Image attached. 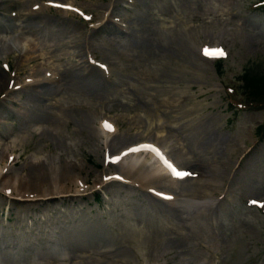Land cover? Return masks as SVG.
Listing matches in <instances>:
<instances>
[{"label": "rangeland", "instance_id": "1", "mask_svg": "<svg viewBox=\"0 0 264 264\" xmlns=\"http://www.w3.org/2000/svg\"><path fill=\"white\" fill-rule=\"evenodd\" d=\"M47 1L0 3L2 12L9 10L0 12L1 20L14 25L13 34L0 31L1 45L11 50L0 57L6 81L19 53H29L23 62L28 73L16 77L14 87L34 74L38 81L27 87L51 85L58 102L47 109L50 101H39L47 111L38 114L45 117L28 120L16 116L21 108L11 97L20 102L19 93L2 95L0 146L14 143L19 150L13 158L46 159L52 168L76 160L77 175L90 180L87 191L101 187V172H129L127 164L103 163L107 146L115 154L140 140L155 141L179 172H188L146 186L113 181L68 206L36 203V221L45 223L42 213L57 223L62 210L75 212L80 205L85 214L109 221V234L127 246L133 264H264V97L248 96L240 79L246 71L264 76V0H57L72 9H43L42 21L26 23L41 29L19 42L23 19L17 12ZM13 51L19 53L11 56ZM198 52L210 55L206 65L194 58ZM90 65L101 69L100 76ZM53 69H60L61 83L42 80L54 77ZM80 72L82 88L72 82ZM101 121L115 123V131L104 134ZM165 192L171 197L163 198ZM0 210L9 214V205L0 203ZM32 247L7 253L0 243V264H43Z\"/></svg>", "mask_w": 264, "mask_h": 264}, {"label": "bare ground", "instance_id": "2", "mask_svg": "<svg viewBox=\"0 0 264 264\" xmlns=\"http://www.w3.org/2000/svg\"><path fill=\"white\" fill-rule=\"evenodd\" d=\"M15 1L21 3L24 0ZM8 2L14 4V0H0V3L7 4ZM58 2H60V4H57V0H50L47 1L44 6L38 7L35 5L34 7L32 6L33 8L21 9L17 12V15L23 19L19 24V27L22 29V33H20L18 39L19 42L26 41L27 33L36 35L34 32L41 29V27L28 28L26 23L32 19L35 21V18H41L42 21L43 9L63 10L66 12L72 9L70 7L71 5H68L72 3ZM52 3L56 4L53 5ZM7 11L2 12L0 10V12L4 14ZM10 17L9 21L12 22L16 16L11 13ZM0 23V31H2V33L13 34L14 25L12 23L3 22L1 18ZM54 24L57 26L58 23ZM43 25L54 27V25L49 24L47 20L43 22ZM2 41L3 40H0V57L3 54L8 55L11 52L7 47L4 48L3 45H1ZM57 46L58 44H54L50 47L54 49ZM162 51L168 54L170 49H164ZM14 53L17 54L19 51H13L11 56ZM19 54L17 58V70L9 73L10 80L6 81V72L3 70L5 64L0 62V88L6 89L7 92L5 94L1 92L0 98L2 95L5 98L15 96L14 93L17 92L22 96V98H19L20 102L14 100V97H11L13 103L19 105L21 108L16 116L28 120L42 119L45 115L38 113H44L47 110L38 108L39 101H50L46 104L47 109H51V107H54L58 102L54 103L53 100H55V98L50 95L52 91L51 85H45L42 91H40V89H35L36 87L31 89L27 87V85H34L36 81H38L34 74H28V76L21 79L20 87H14L15 84H17L14 79L28 73L23 63L25 61L24 58H27L26 60L28 61L31 59V56L28 57V55H30L29 53ZM194 58L201 65H206V62L209 60V57L203 52L201 54L198 52V54H195ZM78 60L82 63L80 57ZM6 64L10 69L8 60ZM90 66H92V69H96L100 76L99 72L101 73V69L93 65ZM100 67L106 68V65ZM53 70L55 74L54 77H46L47 75L44 74L42 80L51 79L55 81L54 84L61 83V76L59 75L60 69ZM45 73L49 74L48 72ZM66 73L67 71H64L62 76ZM80 74L81 76H79L77 80L72 79V82L77 83L78 81L82 83V85H80L82 88L86 86V82L83 83V72H80ZM86 76L87 74L84 73L85 80H87ZM25 93H27L28 98L23 96ZM48 96L50 97L48 98ZM1 106H3V104L0 103V107ZM2 114L3 109L0 108V115ZM102 121L100 126L101 131L106 135L112 134L116 129V124L111 121L109 124L105 125ZM97 130L91 132L94 138L96 137L95 134L99 131ZM147 142L148 141L140 140L131 143L121 147L115 154H111V150L110 148L107 149V146L104 151V156L102 157L103 163L107 164V162H109L108 164H110V162H115L119 165L122 163L127 164L129 172L126 173V175H124L123 172H112L109 174L101 172V187H96L90 191H87V187L85 186L90 183L89 178H83L81 175H77L78 164L75 162L76 160L61 162L58 168H52L48 166L49 162L46 159L28 162L27 160H21V155L13 158L12 153H16L19 150L18 146L14 143L5 145V147L0 146V157L2 158L0 162V203L3 205L7 204L10 208V212L7 215H5L3 210H0V237L9 234L7 238L0 241L2 245L8 247L6 252L10 253L9 248L11 247L19 248L21 246H33L31 248L32 252L43 259V264H68L67 262L69 260L70 264H133L127 246L125 245V247H123L115 237L109 234L108 230H111L112 227L109 226L108 220L104 221L102 219L103 216L99 214L89 216L85 214L86 210L79 205L75 212L72 210H70V212L62 210V216L60 217H62L63 220L57 223L55 219H49L45 214L41 213L39 218L45 222L43 223L41 221H36L38 215H34L32 212L33 206L36 203H46V207H57L60 205L68 206L72 198H84L89 193H95L98 190L113 185V181L130 182L134 179L143 186L152 182L165 183L168 182V179L173 181L176 175H172L173 172L169 167L168 160L173 162L175 169L179 168V164L175 160L169 159L167 156H162L163 152L161 148L155 146V141H151V143H153L151 145ZM131 160H135V162L133 163ZM9 165L11 166L10 171L7 167ZM131 173H133V175H131ZM111 174H118L120 179H112ZM170 186L172 187V185ZM162 193L163 192H161L160 195H162ZM169 194L170 193L165 192L164 198H167L166 196H169ZM157 196V198L160 199L159 195ZM11 211L14 214H11ZM30 216L34 218H32V221L29 223L26 218ZM113 218L117 219L115 216ZM8 221L14 222V224L8 225ZM50 223L54 224V226ZM129 230H132V228L129 227ZM54 235L56 237H54ZM8 237H13V239H9ZM129 242H133V239L130 238ZM79 250L85 252L86 255L76 256L74 252ZM74 260L77 262H74Z\"/></svg>", "mask_w": 264, "mask_h": 264}, {"label": "trees", "instance_id": "3", "mask_svg": "<svg viewBox=\"0 0 264 264\" xmlns=\"http://www.w3.org/2000/svg\"><path fill=\"white\" fill-rule=\"evenodd\" d=\"M247 93L252 96L264 97V76L255 77L246 71L242 77Z\"/></svg>", "mask_w": 264, "mask_h": 264}, {"label": "snow or ice", "instance_id": "4", "mask_svg": "<svg viewBox=\"0 0 264 264\" xmlns=\"http://www.w3.org/2000/svg\"><path fill=\"white\" fill-rule=\"evenodd\" d=\"M219 54H220V55H224V53H223L222 50H220ZM175 174L178 175V176H180V175H187V173H180L179 171H176ZM262 206H264V205H262Z\"/></svg>", "mask_w": 264, "mask_h": 264}]
</instances>
